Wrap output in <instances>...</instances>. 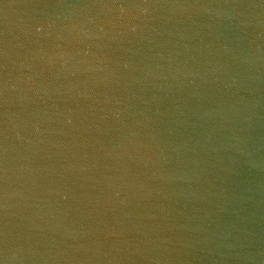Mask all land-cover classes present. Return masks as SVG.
I'll return each mask as SVG.
<instances>
[{
	"label": "water",
	"instance_id": "obj_1",
	"mask_svg": "<svg viewBox=\"0 0 264 264\" xmlns=\"http://www.w3.org/2000/svg\"><path fill=\"white\" fill-rule=\"evenodd\" d=\"M0 264H264V0H0Z\"/></svg>",
	"mask_w": 264,
	"mask_h": 264
}]
</instances>
